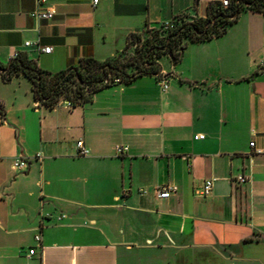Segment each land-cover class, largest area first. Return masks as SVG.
<instances>
[{
  "label": "crops",
  "instance_id": "obj_1",
  "mask_svg": "<svg viewBox=\"0 0 264 264\" xmlns=\"http://www.w3.org/2000/svg\"><path fill=\"white\" fill-rule=\"evenodd\" d=\"M39 1L0 0V62L24 52L52 73L105 62L220 0H46L52 20L32 16ZM158 62L159 76L70 108L0 74V264H264V14L244 11L225 35ZM165 185L178 191L158 199Z\"/></svg>",
  "mask_w": 264,
  "mask_h": 264
},
{
  "label": "trees",
  "instance_id": "obj_2",
  "mask_svg": "<svg viewBox=\"0 0 264 264\" xmlns=\"http://www.w3.org/2000/svg\"><path fill=\"white\" fill-rule=\"evenodd\" d=\"M247 10L264 14V0H230L227 8L220 1L213 2L206 18L182 16L158 29L135 34L122 53L105 62L87 59L76 67L52 73L42 70L28 53L20 52L8 63L0 62V74L6 82L15 76H26L32 82L35 100L45 106L53 108L62 100L83 104L100 89L118 84L115 79H120V84H131L144 75L159 76V59L170 55L177 62L189 43L225 35ZM131 46L135 47V55L127 60L125 55ZM0 113L4 116L1 105Z\"/></svg>",
  "mask_w": 264,
  "mask_h": 264
},
{
  "label": "built area",
  "instance_id": "obj_3",
  "mask_svg": "<svg viewBox=\"0 0 264 264\" xmlns=\"http://www.w3.org/2000/svg\"><path fill=\"white\" fill-rule=\"evenodd\" d=\"M220 2L222 3V6L225 8L230 6V0H220ZM39 3H40V6H39L38 10L33 12L32 16L36 19L52 20L56 15V11L53 8H48V9L41 8L43 5L46 4V0H40ZM99 3H100V0H93L94 6H97ZM168 24L169 23H167L166 25H168ZM26 45L30 46V43L28 42ZM42 51L44 53H51L52 48H44ZM263 67H264V64H263ZM115 83L120 84L121 80L115 79ZM158 84L164 92L169 89V81L167 78H159ZM61 103L64 104L65 106L69 107V108L74 106V102L71 100H63ZM251 146L254 147L255 143H252ZM77 148L79 150V156H87L89 154V150L86 147L84 141H82V140L78 141L77 142ZM117 151H118V153L123 154L124 152L128 151V148L124 147V146H119V147H117ZM27 166H28V162L23 157L18 158L14 162V168L18 171L24 170ZM237 181L241 184H244L247 182V179L244 176H240V177H238ZM214 183H215V180L206 181L205 184L203 185V187L197 191V195L200 197L209 196L213 190ZM177 191H178V188L176 186L165 185V186L158 187L156 190V194H157L158 199H168L173 194L177 193ZM41 240H42V238L40 235L36 236L37 242H41ZM35 254H36V250L31 249L30 256H33Z\"/></svg>",
  "mask_w": 264,
  "mask_h": 264
},
{
  "label": "rangeland",
  "instance_id": "obj_4",
  "mask_svg": "<svg viewBox=\"0 0 264 264\" xmlns=\"http://www.w3.org/2000/svg\"><path fill=\"white\" fill-rule=\"evenodd\" d=\"M133 47L131 46V49L130 50H127L126 55H125V59L128 60L130 57H133L135 55V53L133 51V49H135V47L134 48Z\"/></svg>",
  "mask_w": 264,
  "mask_h": 264
}]
</instances>
